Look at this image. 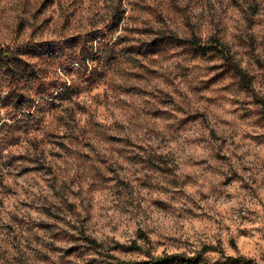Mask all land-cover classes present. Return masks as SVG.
Here are the masks:
<instances>
[{"label": "clouds", "instance_id": "clouds-1", "mask_svg": "<svg viewBox=\"0 0 264 264\" xmlns=\"http://www.w3.org/2000/svg\"><path fill=\"white\" fill-rule=\"evenodd\" d=\"M0 264H264V0H0Z\"/></svg>", "mask_w": 264, "mask_h": 264}]
</instances>
